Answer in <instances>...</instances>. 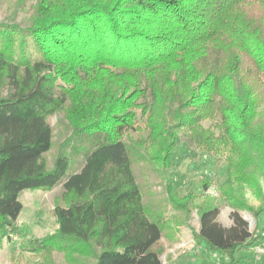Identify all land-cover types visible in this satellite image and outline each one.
I'll list each match as a JSON object with an SVG mask.
<instances>
[{
	"label": "trees",
	"instance_id": "trees-1",
	"mask_svg": "<svg viewBox=\"0 0 264 264\" xmlns=\"http://www.w3.org/2000/svg\"><path fill=\"white\" fill-rule=\"evenodd\" d=\"M54 114L67 146L90 142L79 171L67 173L62 151L46 165ZM260 117L264 0H35L28 25L0 23V230L20 234L21 192L62 182L55 231L29 243L42 264H54L55 250L92 264H162L151 248L164 221L144 206L133 162L154 164L163 178L184 132L204 154H229L222 193L233 226L222 228L217 207L179 196L171 181L168 201L196 210L197 246L232 261L264 245V195L255 188L254 207L232 189L234 177L253 179L249 171L264 178ZM238 210L253 217L252 232Z\"/></svg>",
	"mask_w": 264,
	"mask_h": 264
},
{
	"label": "rangeland",
	"instance_id": "rangeland-1",
	"mask_svg": "<svg viewBox=\"0 0 264 264\" xmlns=\"http://www.w3.org/2000/svg\"><path fill=\"white\" fill-rule=\"evenodd\" d=\"M34 4L35 0H0V23L28 25L34 14ZM3 93L5 94V90ZM263 120L264 117L258 118L259 122ZM46 121L52 134L51 148L44 154L47 167H53L56 156L62 151L67 156V173L79 171L83 164V152L90 147V142L84 139L67 146L64 141L69 135V130L62 114L51 115ZM202 125L207 128L211 123L205 121ZM136 135L132 134L134 138ZM181 135L182 141L174 152L171 166L163 178L152 170L155 168L154 164L133 162L144 206L151 217L158 216L164 221L161 237L151 250L159 255L162 264H264V245L250 251H236L232 261L219 252L208 249L205 243L197 246L193 236L199 228L196 210L192 209L187 214L175 209L168 201L165 183L171 181L179 196L191 193L197 196L199 203L208 201L217 207L215 222L222 228L233 226L235 210L230 207L222 193V189H227L225 182L228 178L226 169L229 154L225 151L216 156L204 154L193 148L184 132ZM249 172L254 175L253 179L249 181L247 177L245 180H237L234 177L232 189L238 197H244L249 205L256 207L259 201L253 191L258 187L264 195V178L259 172ZM204 181L207 182L205 188ZM61 192L62 182L48 190L21 192L19 200L22 210L17 218L20 234L7 235L0 230V264H42V259L31 251L29 243L35 239H43L55 231L57 226L53 210L56 204L63 205L60 202ZM238 214L247 222L248 231L252 232L255 225L253 217L243 210H238ZM257 227L258 234L264 235V212L258 217ZM52 262L92 264L94 259L78 256L66 258L63 252L55 250L52 252Z\"/></svg>",
	"mask_w": 264,
	"mask_h": 264
},
{
	"label": "water",
	"instance_id": "water-1",
	"mask_svg": "<svg viewBox=\"0 0 264 264\" xmlns=\"http://www.w3.org/2000/svg\"><path fill=\"white\" fill-rule=\"evenodd\" d=\"M248 220V219H247Z\"/></svg>",
	"mask_w": 264,
	"mask_h": 264
}]
</instances>
